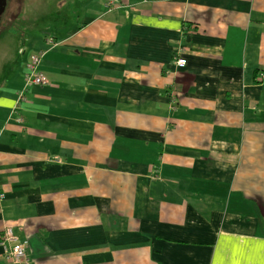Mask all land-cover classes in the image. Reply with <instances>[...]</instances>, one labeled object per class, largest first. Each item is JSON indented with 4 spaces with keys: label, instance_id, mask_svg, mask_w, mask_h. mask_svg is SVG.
<instances>
[{
    "label": "crops",
    "instance_id": "crops-1",
    "mask_svg": "<svg viewBox=\"0 0 264 264\" xmlns=\"http://www.w3.org/2000/svg\"><path fill=\"white\" fill-rule=\"evenodd\" d=\"M93 5L0 66V242L16 264H264V0Z\"/></svg>",
    "mask_w": 264,
    "mask_h": 264
},
{
    "label": "rangeland",
    "instance_id": "rangeland-1",
    "mask_svg": "<svg viewBox=\"0 0 264 264\" xmlns=\"http://www.w3.org/2000/svg\"><path fill=\"white\" fill-rule=\"evenodd\" d=\"M100 1L14 0V19L0 32V66H5L4 72L9 68V58L13 57L21 39L28 50L37 49L38 43H33L32 38L40 35L38 32L46 30L55 35L59 29L69 27L72 21L82 20L83 10L94 7L93 3L98 8Z\"/></svg>",
    "mask_w": 264,
    "mask_h": 264
},
{
    "label": "built area",
    "instance_id": "built-area-1",
    "mask_svg": "<svg viewBox=\"0 0 264 264\" xmlns=\"http://www.w3.org/2000/svg\"><path fill=\"white\" fill-rule=\"evenodd\" d=\"M43 55H44V52L30 56L29 62L26 65V73L24 74L23 89L19 93V96L16 102V109L19 107L21 103L26 101V91L29 86L41 85L45 81V76L38 69ZM185 64H186V61L183 58H178L175 60L176 67L182 68L185 66ZM262 77H264V73L262 74ZM13 241H14V238L11 233V230L9 228H6L4 230L3 240L0 242V245L4 249V253L8 257V259L14 264L27 262L26 255H25V252L22 246H18V245L9 246V243Z\"/></svg>",
    "mask_w": 264,
    "mask_h": 264
},
{
    "label": "flooded vegetation",
    "instance_id": "flooded-vegetation-1",
    "mask_svg": "<svg viewBox=\"0 0 264 264\" xmlns=\"http://www.w3.org/2000/svg\"><path fill=\"white\" fill-rule=\"evenodd\" d=\"M14 0H0V32L14 19Z\"/></svg>",
    "mask_w": 264,
    "mask_h": 264
}]
</instances>
